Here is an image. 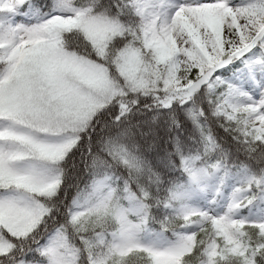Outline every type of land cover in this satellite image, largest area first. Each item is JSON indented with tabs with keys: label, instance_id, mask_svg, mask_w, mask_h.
I'll use <instances>...</instances> for the list:
<instances>
[{
	"label": "snow or ice",
	"instance_id": "obj_1",
	"mask_svg": "<svg viewBox=\"0 0 264 264\" xmlns=\"http://www.w3.org/2000/svg\"><path fill=\"white\" fill-rule=\"evenodd\" d=\"M0 264H264V0H0Z\"/></svg>",
	"mask_w": 264,
	"mask_h": 264
}]
</instances>
